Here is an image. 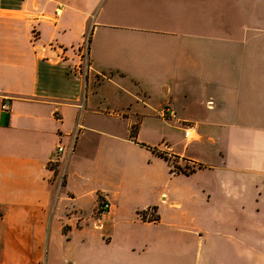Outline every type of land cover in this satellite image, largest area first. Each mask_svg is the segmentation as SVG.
Returning a JSON list of instances; mask_svg holds the SVG:
<instances>
[{"label": "crops", "instance_id": "crops-1", "mask_svg": "<svg viewBox=\"0 0 264 264\" xmlns=\"http://www.w3.org/2000/svg\"><path fill=\"white\" fill-rule=\"evenodd\" d=\"M146 1L0 0V264H264V0Z\"/></svg>", "mask_w": 264, "mask_h": 264}, {"label": "rangeland", "instance_id": "rangeland-1", "mask_svg": "<svg viewBox=\"0 0 264 264\" xmlns=\"http://www.w3.org/2000/svg\"><path fill=\"white\" fill-rule=\"evenodd\" d=\"M223 1H227V0H223ZM245 2V4H250V2H255L258 3L260 0H243ZM175 1L174 0H150V2L146 1V7L148 10H146V15L156 21H160L163 23H172L175 19H185V20H189V14L188 12L185 13V18H182L180 13H179V7L178 6H174ZM89 10H91V7H89ZM182 11H186L188 10V8H182ZM217 15V14H215ZM82 65H84L83 69H81V72L84 73V75L87 74L86 71V63L85 60L83 59V63ZM85 89L81 92V98H83L85 95ZM82 100V99H81ZM146 228V227H145ZM144 228H141L140 226L137 227L135 234L137 236H140L143 233ZM132 241V240H131ZM78 243V242H77ZM74 241H70V243H67L70 246V248H72L73 245L77 244ZM70 252L75 254L76 250H71ZM172 251L171 252H167V255H165V259H166V264H168V262H170V260L173 259L172 257ZM192 253L195 255V252L192 251ZM183 259H184V255H183Z\"/></svg>", "mask_w": 264, "mask_h": 264}, {"label": "built area", "instance_id": "built-area-1", "mask_svg": "<svg viewBox=\"0 0 264 264\" xmlns=\"http://www.w3.org/2000/svg\"><path fill=\"white\" fill-rule=\"evenodd\" d=\"M60 12H61V6L59 5L58 6V8L55 10V12H54V16L55 17H57L58 15H60ZM83 59L85 60V63H86V66H85V68L87 69V58H86V54H85V56H83ZM1 109L3 110V111H7V110H9V102H8V100H3V102H2V104H1ZM161 113H162V116H164L166 113H168V115H171L170 113H171V111H170V109H169V107H164L163 109H162V111H161ZM80 126H78V128L76 129V131H75V133H74V135H73V137H72V139H71V141H70V143L68 144V146H66V147H64V146H62V145H58L57 147H56V151H55V155L57 156L59 153L61 154V153H65L66 154V156L68 157L72 152H73V150H74V145H75V141H76V136H77V134H78V131L80 130V128H79ZM192 128H191V126H189V127H186L185 129H184V136L185 137H189V136H191V134H192ZM55 155L53 154L50 158H49V162H58V159L55 157ZM174 169V168H173ZM63 176H64V173L62 172L61 173V177H60V179H61V181H62V179H63ZM109 207H110V205H109V203L108 202H102V205H101V208L99 209L100 211V213H107L108 212V210H109Z\"/></svg>", "mask_w": 264, "mask_h": 264}]
</instances>
